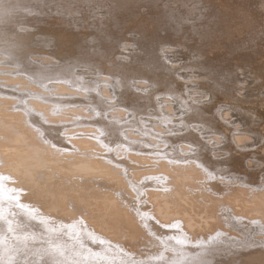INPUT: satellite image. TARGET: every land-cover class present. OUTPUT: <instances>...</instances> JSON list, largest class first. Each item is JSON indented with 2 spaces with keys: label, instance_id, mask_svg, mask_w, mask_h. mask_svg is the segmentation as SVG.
Wrapping results in <instances>:
<instances>
[{
  "label": "bare ground",
  "instance_id": "obj_1",
  "mask_svg": "<svg viewBox=\"0 0 264 264\" xmlns=\"http://www.w3.org/2000/svg\"><path fill=\"white\" fill-rule=\"evenodd\" d=\"M0 174V264H264V0H0Z\"/></svg>",
  "mask_w": 264,
  "mask_h": 264
},
{
  "label": "rangeland",
  "instance_id": "obj_2",
  "mask_svg": "<svg viewBox=\"0 0 264 264\" xmlns=\"http://www.w3.org/2000/svg\"><path fill=\"white\" fill-rule=\"evenodd\" d=\"M65 133H62V135H64ZM8 175H4V174H0V184H9V182L7 181V177ZM21 184L23 185V183L21 182ZM11 189H14L13 187H10ZM7 196H9V197H18L17 196V194H16V192L15 193H12V192H10V191H8L7 189H6V187H4L3 188V190H2ZM35 200H38L37 198H34ZM39 201H40V199H39ZM43 205H44V203H43ZM42 205V206H43ZM81 205V206H80ZM80 205H78L77 207L80 209V208H82L83 209V206H82V204H80ZM44 206H46V205H44ZM7 205L5 204V205H2V206H0V212L1 213H3L4 211H6L7 209ZM26 207V206H25ZM4 208V209H3ZM81 209V210H82ZM36 211V215L39 217V218H44V219H48L49 221H51V222H55L56 220H57V218L55 217V218H53V217H51V216H49V215H47V214H45V213H43L42 211H40V209L39 210H35ZM86 212V211H85ZM84 211L83 212H81V213H85ZM55 213V212H54ZM59 214V217H60V214H61V212L59 213V212H56L55 213V216H58V214ZM86 213H88V212H86ZM85 213V214H86ZM57 214V215H56ZM84 214V216H86ZM77 217H79V216H77ZM78 219V218H77ZM76 219V220H77ZM81 218L79 217V219H78V221L79 222H81ZM71 222H76V221H73V220H71ZM151 229H153V228H155L157 231H160L161 233L162 232H164L165 230H167L166 229V226L164 225V224H162L160 221H158V219L156 218V217H154V216H152V226L150 227ZM181 231V230H180ZM182 231H184V230H182ZM186 231V230H185ZM174 232H176V230H174ZM224 232V231H223ZM223 232H215V231H213L212 233H208L207 235H210V234H218L217 236H219L218 237V239L219 238H224L223 237ZM69 234V237H68V234ZM67 235L65 234V235H63V237H65V238H69V240H70V238H74V239H76L75 237H77V239H78V241H80V237L79 236H81V237H83L82 236V234H81V232L80 233H75V232H71V233H69L68 231H67ZM92 233V232H91ZM79 234V235H78ZM186 234L189 236V237H191L192 236V233H190L189 231H186ZM196 234H198V233H196ZM74 235V236H73ZM77 235V236H76ZM94 236V235H93ZM97 236V235H96ZM72 238V239H73ZM71 239V240H72ZM73 239V240H74ZM69 240L67 241V243H69L70 244V242H69ZM104 241H106L105 239H102V238H99L98 237V239H97V242H98V245L102 248V247H104V245H103V242ZM100 243V244H99ZM172 243V242H171ZM90 246L91 247H93V249H95V248H99V247H96L95 245H92V244H90ZM106 246V245H105ZM127 247L128 248H130V245H127ZM186 246L184 245V244H176L175 242L173 243V244H171L170 245V249H172L174 252H180V248H185ZM156 248V247H155ZM186 249V248H185ZM187 251H185V255H188V253H190V251H189V248L188 249H186ZM71 251H68V253H70ZM69 255H72V254H69ZM72 257H75V256H72ZM199 257V256H198ZM198 257H192V258H187V259H185L184 260V262L186 263V262H188V263H194L197 259H198ZM190 260V261H189ZM181 262H182V260H181ZM180 262V263H181Z\"/></svg>",
  "mask_w": 264,
  "mask_h": 264
},
{
  "label": "snow or ice",
  "instance_id": "obj_3",
  "mask_svg": "<svg viewBox=\"0 0 264 264\" xmlns=\"http://www.w3.org/2000/svg\"><path fill=\"white\" fill-rule=\"evenodd\" d=\"M178 243H183V241H177Z\"/></svg>",
  "mask_w": 264,
  "mask_h": 264
}]
</instances>
